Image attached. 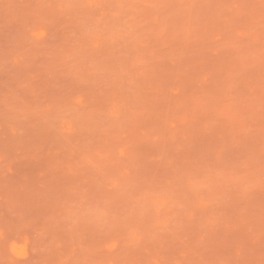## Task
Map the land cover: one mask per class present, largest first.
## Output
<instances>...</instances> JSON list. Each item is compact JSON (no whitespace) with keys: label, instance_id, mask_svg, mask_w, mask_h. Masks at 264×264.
Instances as JSON below:
<instances>
[{"label":"rangeland","instance_id":"374dc122","mask_svg":"<svg viewBox=\"0 0 264 264\" xmlns=\"http://www.w3.org/2000/svg\"><path fill=\"white\" fill-rule=\"evenodd\" d=\"M0 264H264V0H0Z\"/></svg>","mask_w":264,"mask_h":264}]
</instances>
